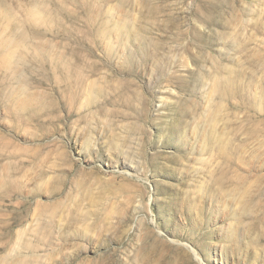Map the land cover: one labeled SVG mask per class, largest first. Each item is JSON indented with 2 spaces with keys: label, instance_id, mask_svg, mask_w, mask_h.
Instances as JSON below:
<instances>
[{
  "label": "rangeland",
  "instance_id": "1",
  "mask_svg": "<svg viewBox=\"0 0 264 264\" xmlns=\"http://www.w3.org/2000/svg\"><path fill=\"white\" fill-rule=\"evenodd\" d=\"M0 264H264V0H0Z\"/></svg>",
  "mask_w": 264,
  "mask_h": 264
}]
</instances>
